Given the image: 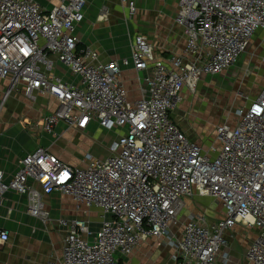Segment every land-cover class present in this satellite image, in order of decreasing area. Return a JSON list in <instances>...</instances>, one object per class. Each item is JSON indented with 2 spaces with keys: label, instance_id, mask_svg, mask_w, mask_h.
Wrapping results in <instances>:
<instances>
[{
  "label": "built area",
  "instance_id": "built-area-1",
  "mask_svg": "<svg viewBox=\"0 0 264 264\" xmlns=\"http://www.w3.org/2000/svg\"><path fill=\"white\" fill-rule=\"evenodd\" d=\"M120 1L131 18L135 0ZM86 2L60 0L47 10L34 0H0V79L9 82L3 100L19 89L28 99L46 94L57 107L45 114V131L61 121L79 131L95 123L118 136L106 158L87 153L85 166L36 148L9 181L0 171V206L13 190L27 196L28 213L44 222L50 213L43 195L53 192L69 196L77 208L100 210L92 239L87 220L58 221L67 226L62 257L49 264H120L118 255L130 256L151 236L174 248L175 264H231L228 247L239 224L255 229L246 263L264 264V86L235 111L234 123L216 126L209 147L190 140L173 118L185 89L234 66L264 30V0H178L175 22L186 37L182 54L157 56L148 38L135 34L130 58L105 63L74 34ZM54 59L77 82L55 75ZM131 63L146 72L147 84L133 102L121 80L122 68ZM205 198L221 205L222 215L207 220L191 214L178 236L173 226L186 202ZM8 239L0 228V241Z\"/></svg>",
  "mask_w": 264,
  "mask_h": 264
},
{
  "label": "crops",
  "instance_id": "crops-1",
  "mask_svg": "<svg viewBox=\"0 0 264 264\" xmlns=\"http://www.w3.org/2000/svg\"><path fill=\"white\" fill-rule=\"evenodd\" d=\"M34 1L49 10L60 0ZM135 2L137 12L129 18L127 8L120 0H87L84 7V19L74 34L79 38L80 45L88 46L99 53L98 62L105 63L110 59L130 58V41L135 34L146 36L155 47L157 56L168 57L172 54L183 53L186 37L183 28L175 22L178 0L162 2L135 0ZM263 45L264 30H259L253 37L247 52H252L254 49L261 51ZM243 55L236 64L241 63ZM122 69L121 80L128 99L130 102L136 101L142 96V90L147 89V84L143 80L146 72L135 70L132 63ZM53 71L63 81L77 82L78 80L55 59ZM8 86L7 80L0 79V171L4 173V180L9 181L18 172L20 160L40 146L49 149L51 153L66 163L85 166L87 153L84 157L71 155L63 150L64 146L77 145V153L84 154L83 152L92 145L95 147L91 137L93 132L95 130L105 131V129L92 123L86 130L79 131L69 129L66 123L61 121L52 132H47L43 128V119L45 114L57 107L56 101L49 95L39 93L35 94L33 99H28L20 89L13 91L3 100ZM252 100L254 99H248L244 105H248ZM229 119L230 123L236 121V119L234 121ZM70 133L74 136H69ZM75 138H78L79 141L75 144L71 143L70 140ZM114 139L112 138V140ZM28 182L40 189L39 184L32 179H29ZM43 202L50 213L49 222H44L41 218L28 213L26 195L18 194L13 190L6 192L5 201L0 206V228L9 232V239L6 242L0 241V264L59 262L67 232V226L59 225V220L69 222L75 219L88 220L90 222L89 229L92 232L90 239L99 228L101 212L95 207L77 208L76 203L69 196L60 192L44 194ZM190 202L191 200L186 202V209ZM91 212L93 215L88 216ZM106 218H110V216H106ZM179 225H181V220L180 223L173 226V231L178 236L181 235L183 229L181 225L179 230ZM157 242L155 237H148L130 256L118 255L120 264H175L172 259L174 248L159 246ZM228 248L231 264H247L244 251L239 249L240 253L237 254L235 253L238 249L237 246L231 248L230 244Z\"/></svg>",
  "mask_w": 264,
  "mask_h": 264
},
{
  "label": "rangeland",
  "instance_id": "rangeland-1",
  "mask_svg": "<svg viewBox=\"0 0 264 264\" xmlns=\"http://www.w3.org/2000/svg\"><path fill=\"white\" fill-rule=\"evenodd\" d=\"M261 51L259 49L248 51L243 55L241 63L235 64L223 73L203 77L193 91L188 89L183 91V100L175 109L173 117L190 140L209 147L215 139L216 126L231 121L229 118L234 121L235 111L248 99L257 98L264 86V65L261 63L264 45ZM117 134V130H95L91 135L95 147L92 145L83 152L84 154L77 153V145L64 146L63 150L75 156L84 157L85 153L90 152L95 157L106 158L107 146ZM69 136L74 134L70 133ZM70 141L75 144L79 139ZM221 212V205L216 204L212 198L194 200L180 216L181 225L191 214H199L207 220H212L220 217ZM91 215L92 212L88 216ZM88 223L90 224L89 221ZM254 235L255 229L239 224L231 233V248L237 246L235 253L244 251L245 254Z\"/></svg>",
  "mask_w": 264,
  "mask_h": 264
}]
</instances>
